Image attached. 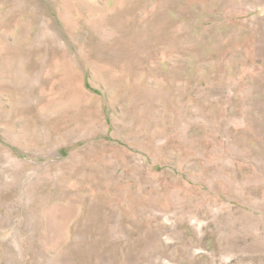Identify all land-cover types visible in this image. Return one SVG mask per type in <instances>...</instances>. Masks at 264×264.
I'll list each match as a JSON object with an SVG mask.
<instances>
[{
    "label": "rangeland",
    "instance_id": "374dc122",
    "mask_svg": "<svg viewBox=\"0 0 264 264\" xmlns=\"http://www.w3.org/2000/svg\"><path fill=\"white\" fill-rule=\"evenodd\" d=\"M0 264H264V0H0Z\"/></svg>",
    "mask_w": 264,
    "mask_h": 264
}]
</instances>
